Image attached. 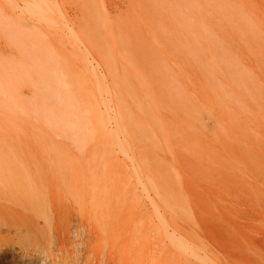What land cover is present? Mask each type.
<instances>
[{
  "label": "rangeland",
  "instance_id": "rangeland-1",
  "mask_svg": "<svg viewBox=\"0 0 264 264\" xmlns=\"http://www.w3.org/2000/svg\"><path fill=\"white\" fill-rule=\"evenodd\" d=\"M69 15L122 84L88 102L93 134L64 121L79 102L44 88L50 56L45 71L24 57L45 26L25 44L0 14V91L20 102L0 93V206L52 228V194L64 200L70 245L43 242V264H264V0H93ZM119 109L129 135L110 124Z\"/></svg>",
  "mask_w": 264,
  "mask_h": 264
},
{
  "label": "bare ground",
  "instance_id": "bare-ground-1",
  "mask_svg": "<svg viewBox=\"0 0 264 264\" xmlns=\"http://www.w3.org/2000/svg\"><path fill=\"white\" fill-rule=\"evenodd\" d=\"M92 1L93 0H6V2L3 3V0H0V14H4L6 16V24L4 25H6L9 30H12V27L17 29L16 37L19 42H23L25 44L30 42L34 44V36L37 35L36 33L40 30L41 33H38V35L43 37L42 39L44 40V44L39 43L43 40L41 38L39 40L38 37V45H35L33 48H31L33 45L29 47L31 49L39 47L38 49H41L42 52H39L35 55V57H30L28 55L24 56L26 61L31 62L33 67H39L45 71L47 68L50 69V64L47 61L46 55L50 56V59L52 60V85L47 78H43L42 83L44 88L53 98L62 100L65 104H74L75 102H79V106H82L83 108V115H79L77 123H74L71 114H64L66 117V120L64 121H66L72 129L77 127L81 133H83L88 125L91 124L92 128H90V131L93 134L96 130H98V128L92 119V109L87 106L88 102L91 100L100 104L106 101L111 103L114 98L117 97V93L122 89V84L120 81L110 82L113 78L109 76V66L106 64L105 57L99 52V49V51L96 50L97 47L95 48V45H92L90 39H88L86 35L84 36V33H81V25L78 24L77 21H73V19L70 18L69 13L77 6H81L82 9L87 10L90 8ZM26 16H28V18ZM43 26H45V29H39L35 32L34 29L42 28ZM25 27H33V31L29 30L30 32L26 33ZM140 28L141 26L139 29ZM160 29L161 28H159V30ZM141 37L144 39L143 36ZM111 38L113 37L111 36ZM150 43H152V41ZM145 45L146 44H144V47ZM107 49L109 50V48ZM29 50L30 49L27 51ZM124 52L126 53V51ZM111 54H113V52H111ZM84 62L87 63L86 66ZM88 64L93 66V68H90L93 69L95 74H86L85 67H87ZM133 67H135V65L131 66V68ZM71 69H75L77 71L74 76L71 74ZM28 73L32 75V72ZM33 77L34 75L29 78ZM31 81L32 82L29 81L27 85L28 87L32 86L31 88H34L35 82L33 80ZM0 93L2 95V100L15 105L20 103L10 88L3 87ZM122 99H127V97ZM119 119L121 121L124 119L121 109L118 111L114 124L110 120V124H112L113 127L115 125V129L118 131L122 128V124ZM51 121L52 124L59 122L56 116H53ZM61 122H59V124H61ZM122 129L126 135L130 134L127 125H124ZM114 138L116 137L114 136ZM30 201L37 208L41 205V201L34 197L30 198ZM62 201L64 200L61 197L52 194V228L48 218L44 219V225L41 226L39 219L34 218L29 213L21 212L14 208L8 209L7 207L4 208L3 206H0V264H43L46 260L41 256V252L46 250L43 242L49 241L52 249H58L65 256L70 245L67 233L68 229H64V219L62 215H60L61 213H58V216H55V211L59 209L58 205L60 209L63 207ZM10 216L14 217L13 221L9 218ZM4 228L6 229L4 230ZM187 251H189V253L191 252L190 254L194 257H197V252H195V250ZM53 262L54 260L52 263Z\"/></svg>",
  "mask_w": 264,
  "mask_h": 264
}]
</instances>
